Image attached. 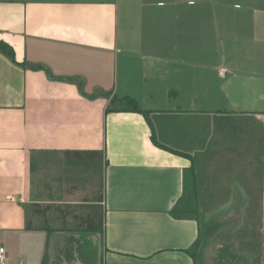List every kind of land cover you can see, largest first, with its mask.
Masks as SVG:
<instances>
[{
    "label": "crops",
    "instance_id": "crops-1",
    "mask_svg": "<svg viewBox=\"0 0 264 264\" xmlns=\"http://www.w3.org/2000/svg\"><path fill=\"white\" fill-rule=\"evenodd\" d=\"M152 6L151 0H0V40L15 61L0 53L6 264H264V256L250 258L245 250L242 262L235 251L218 256L201 220L170 216L184 182L197 200L264 198V144L227 137L223 143L210 130L223 135V117L264 115L263 51L251 71L196 63L204 26L212 40L227 39L226 54L241 55L249 45L230 49L228 39L251 37L252 18L225 2H159L157 16ZM209 81L227 88L246 83L262 106L204 110L198 105L217 100L203 99ZM109 92L153 112L155 140L164 148L152 142L140 114L106 113ZM199 234L194 260L186 251Z\"/></svg>",
    "mask_w": 264,
    "mask_h": 264
},
{
    "label": "rangeland",
    "instance_id": "rangeland-1",
    "mask_svg": "<svg viewBox=\"0 0 264 264\" xmlns=\"http://www.w3.org/2000/svg\"><path fill=\"white\" fill-rule=\"evenodd\" d=\"M170 0H151L153 6L150 7L153 10L155 16L161 15L163 8L157 6V3L161 2L163 6L167 4ZM182 1H192L194 3L200 2H225L229 7L237 6L239 8L238 12L249 15L251 19V37L244 34V38L236 33L232 35L228 40L230 49L233 48V44H238L236 48H241L239 46L250 47L246 50V53L239 55L238 53L226 54L224 50L226 45L224 41L227 39L212 40L210 35L206 33L205 26L203 27V39L201 46V53L197 56V64H201L205 69L214 68L216 66H226L227 68H234L240 71H251L257 68L258 63L255 60L258 58L257 51L261 50L264 54V0H182ZM231 9V8H230ZM243 10V11H240ZM210 9H203L201 15L210 16L208 13ZM212 16L218 15L214 13L218 11L217 9H212ZM237 11V10H235ZM226 16H231L232 13L229 11ZM145 16V15H144ZM258 20L261 23V32L259 35L255 36L256 29L258 27ZM231 22V21H230ZM142 26L144 31H146L147 26L150 30V25L147 23L145 18L142 20ZM220 34V32H219ZM235 37V38H234ZM250 39V40H247ZM250 42V44H249ZM216 45H220L218 51L215 49ZM228 49V51H230ZM250 51V52H248ZM261 52V56H263ZM261 59L264 60L263 57ZM189 62V61H188ZM250 65L252 67H247ZM204 83H207L204 79ZM236 84L234 87H221V85L210 82L211 86H204L202 88L203 99L211 100L217 97L216 102L202 104L204 110H231L236 107H251L257 108V106H262V100L258 99L259 96L252 92L247 87L246 83ZM221 87V88H220ZM249 90V91H248ZM226 97L225 99L223 97ZM227 99V100H226ZM218 101V102H217ZM234 101V104H232ZM205 102V101H204ZM258 109V108H257ZM213 121V120H211ZM220 130L223 131V135L218 134L214 131L215 126H211L213 137L223 143L228 140L232 142L240 141L245 142L246 145H263L264 144V115L257 114L251 118H230L223 117L218 120ZM212 125V123L210 124ZM225 134H227L225 136ZM198 201V208L201 217V227L206 241L214 248H220L218 251V256L232 257L231 251H235L233 257L239 262L243 256H240L241 250H245L250 253L251 257L259 258L264 256V198L261 200H235V199H201ZM233 246V247H231ZM223 248V250H222ZM207 251L209 248L206 247ZM255 252V254H253ZM261 252V255H258ZM104 254V253H103ZM210 254V252H209ZM211 255V254H210ZM101 255V263H103L104 257ZM217 257V255H214ZM245 257V256H244ZM246 258V257H245ZM251 264V263H249Z\"/></svg>",
    "mask_w": 264,
    "mask_h": 264
},
{
    "label": "trees",
    "instance_id": "trees-1",
    "mask_svg": "<svg viewBox=\"0 0 264 264\" xmlns=\"http://www.w3.org/2000/svg\"><path fill=\"white\" fill-rule=\"evenodd\" d=\"M0 53L7 57L11 62L15 63L14 61V52L12 48L4 43L3 41L0 40ZM27 64H23L22 67L26 68ZM32 69H41V66L38 65H32ZM47 75L52 78V75H50L49 71H46ZM79 90L82 92V85L79 83L78 84ZM82 94H84L82 92ZM103 94V93H102ZM104 96L107 98H110L109 106L106 109V113L109 112H131V113H137L140 114L148 126L150 127L151 130V138L152 142L159 148H164L161 146L157 141L155 140V135H154V129L152 126V118L151 116L153 115L152 111L149 110H142L136 100L132 97H124V98H118L116 96H112V94L109 93H104ZM93 95L90 96L92 98ZM174 154L181 155V156H186V154L183 153H178L174 152ZM185 176L187 179L188 174H193L194 173V168L193 166L187 169L185 172ZM194 176V175H193ZM193 183H195L193 181ZM184 188L186 192L183 193L182 197L178 200L176 205L170 210V216L174 219H192L197 222L201 220L200 213H199V208H198V201L197 199L193 198V195H195V188L192 190L193 193L189 192V185L184 182ZM188 191V192H187ZM201 235L199 234L198 238L196 241L193 243V245L186 251L189 254H191L192 258L194 260L197 259L200 248H201Z\"/></svg>",
    "mask_w": 264,
    "mask_h": 264
},
{
    "label": "built area",
    "instance_id": "built-area-1",
    "mask_svg": "<svg viewBox=\"0 0 264 264\" xmlns=\"http://www.w3.org/2000/svg\"><path fill=\"white\" fill-rule=\"evenodd\" d=\"M0 264H6V255L3 247H0Z\"/></svg>",
    "mask_w": 264,
    "mask_h": 264
}]
</instances>
